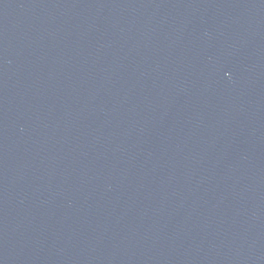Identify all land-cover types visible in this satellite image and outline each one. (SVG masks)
I'll return each mask as SVG.
<instances>
[{
    "label": "water",
    "instance_id": "95a60500",
    "mask_svg": "<svg viewBox=\"0 0 264 264\" xmlns=\"http://www.w3.org/2000/svg\"><path fill=\"white\" fill-rule=\"evenodd\" d=\"M0 264H264V0H0Z\"/></svg>",
    "mask_w": 264,
    "mask_h": 264
}]
</instances>
